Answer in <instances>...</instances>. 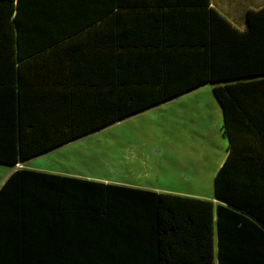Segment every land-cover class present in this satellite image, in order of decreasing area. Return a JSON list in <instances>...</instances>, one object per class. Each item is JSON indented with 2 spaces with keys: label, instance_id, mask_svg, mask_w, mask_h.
<instances>
[{
  "label": "trees",
  "instance_id": "16d2710c",
  "mask_svg": "<svg viewBox=\"0 0 264 264\" xmlns=\"http://www.w3.org/2000/svg\"><path fill=\"white\" fill-rule=\"evenodd\" d=\"M0 0V164L205 85L227 156L213 200L20 168L0 186V264H264V6Z\"/></svg>",
  "mask_w": 264,
  "mask_h": 264
},
{
  "label": "rangeland",
  "instance_id": "374dc122",
  "mask_svg": "<svg viewBox=\"0 0 264 264\" xmlns=\"http://www.w3.org/2000/svg\"><path fill=\"white\" fill-rule=\"evenodd\" d=\"M223 117L211 86L69 142L30 160L42 171L213 200L226 158ZM0 164V186L9 175Z\"/></svg>",
  "mask_w": 264,
  "mask_h": 264
},
{
  "label": "crops",
  "instance_id": "0c3cea01",
  "mask_svg": "<svg viewBox=\"0 0 264 264\" xmlns=\"http://www.w3.org/2000/svg\"><path fill=\"white\" fill-rule=\"evenodd\" d=\"M211 6L216 9L223 17H225L229 22H231L236 28H238L239 30H244L246 28V13L248 12V10L250 9H259L262 6H264V0H211ZM211 86V85H209ZM198 89V88H197ZM196 90V89H195ZM194 91V90H193ZM192 92V91H191ZM190 93V92H188ZM187 94V93H186ZM184 95V94H183ZM178 98V97H176ZM175 99V98H174ZM173 100V99H172ZM171 101V100H169ZM168 102V101H167ZM217 102V101H216ZM166 103V102H165ZM218 103V102H217ZM219 105V104H218ZM220 107V106H219ZM221 109V108H220ZM222 112V111H221ZM223 134V133H222ZM224 137V135H223ZM225 138V137H224ZM226 139V138H225ZM227 140V139H226ZM228 143V141H227ZM53 151V150H52ZM47 154V153H46ZM44 154V155H46ZM43 156V155H41ZM38 156V157H41ZM227 156V153H226ZM37 157V158H38ZM36 158V157H35ZM33 159V158H32ZM30 159V160H32ZM30 160H27L25 162L22 163H17L14 166H10L7 164H3L5 166H8L10 169L9 174L16 170V169H20V168H26V169H30V170H36V171H42L41 169L33 166V165H29L28 163L31 162ZM225 161V160H224ZM223 164V163H222ZM222 166V165H221ZM220 166V167H221ZM219 170V169H218ZM42 172H46V171H42ZM217 173V172H216ZM216 175V174H215ZM159 193H170V194H175V193H171V192H159ZM177 195H181V194H177ZM182 196H187V195H183ZM191 197V196H188ZM193 198H198V197H193ZM199 199H203V198H199ZM205 200H208V198H206Z\"/></svg>",
  "mask_w": 264,
  "mask_h": 264
}]
</instances>
